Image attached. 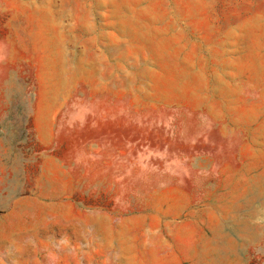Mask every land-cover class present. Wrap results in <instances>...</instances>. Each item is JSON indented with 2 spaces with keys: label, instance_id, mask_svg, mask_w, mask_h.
Here are the masks:
<instances>
[{
  "label": "rangeland",
  "instance_id": "1",
  "mask_svg": "<svg viewBox=\"0 0 264 264\" xmlns=\"http://www.w3.org/2000/svg\"><path fill=\"white\" fill-rule=\"evenodd\" d=\"M0 264H264V0H0Z\"/></svg>",
  "mask_w": 264,
  "mask_h": 264
}]
</instances>
